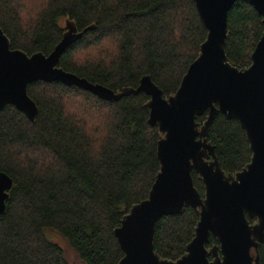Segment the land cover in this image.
I'll return each mask as SVG.
<instances>
[{"label":"trees","instance_id":"1","mask_svg":"<svg viewBox=\"0 0 264 264\" xmlns=\"http://www.w3.org/2000/svg\"><path fill=\"white\" fill-rule=\"evenodd\" d=\"M87 29L58 66L114 91L149 75L163 96L175 93L198 56L207 30L193 0H0V27L11 48L48 54L61 20ZM263 31L261 16L236 0L227 12L225 53L238 69L251 64ZM38 107L30 121L12 104L0 110V170L12 179L0 214V264H69L62 239L83 264H117L114 229L132 205L148 197L159 170L162 134L148 123L144 92L107 101L76 86L33 81ZM207 111L196 117L203 124ZM208 141L220 167L234 174L251 158L244 130L218 114ZM201 196L204 186L192 171ZM198 214L190 206L159 218L154 250L175 260L192 239ZM250 224L256 221L249 218ZM214 240L210 237L207 247ZM264 264V245L259 247Z\"/></svg>","mask_w":264,"mask_h":264},{"label":"water","instance_id":"2","mask_svg":"<svg viewBox=\"0 0 264 264\" xmlns=\"http://www.w3.org/2000/svg\"><path fill=\"white\" fill-rule=\"evenodd\" d=\"M193 1L207 35L168 97L149 75L135 88L114 91L59 67L65 49L90 26L78 30L74 21L63 18L64 31L54 48L30 55L11 48L0 27V110L12 104L34 121L38 107L27 85L37 80L76 86L107 101L139 92L149 97L148 123L162 134L156 148L159 170L148 197L132 205L114 229L123 253L117 264H259L258 253L253 257L250 248L264 244V0H243L263 25L251 64L244 69L231 65L225 53L227 12L236 0ZM205 111L199 126L196 117ZM218 114L238 121L251 150L250 161L234 174L220 167L207 138ZM192 171L201 178L203 196L194 186ZM11 186V177L0 170V214ZM187 206L195 209L198 220L185 253L175 260L160 257L153 243L156 221ZM248 217L256 221L250 224ZM210 236L214 244L208 248Z\"/></svg>","mask_w":264,"mask_h":264},{"label":"rangeland","instance_id":"3","mask_svg":"<svg viewBox=\"0 0 264 264\" xmlns=\"http://www.w3.org/2000/svg\"><path fill=\"white\" fill-rule=\"evenodd\" d=\"M65 20L66 19L62 20V24H65ZM58 241L63 247L65 256L70 264H83L81 260L78 258V256L74 253V251L62 239H58Z\"/></svg>","mask_w":264,"mask_h":264},{"label":"flooded vegetation","instance_id":"4","mask_svg":"<svg viewBox=\"0 0 264 264\" xmlns=\"http://www.w3.org/2000/svg\"><path fill=\"white\" fill-rule=\"evenodd\" d=\"M210 237H212V236H210ZM210 239V238H209ZM213 239V238H212ZM261 245H264V244H262V243H258V247H257V249H255L254 247H251L250 248V254L253 256V257H255L256 256V254L258 253V255H259V264H261V262H260V254H259V247L261 246ZM207 246V245H206ZM209 248V247H208Z\"/></svg>","mask_w":264,"mask_h":264}]
</instances>
